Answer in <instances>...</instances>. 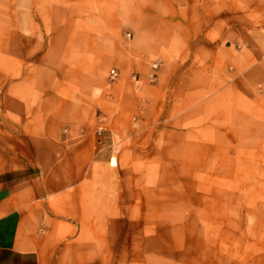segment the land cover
<instances>
[{"label": "crops", "instance_id": "0c3cea01", "mask_svg": "<svg viewBox=\"0 0 264 264\" xmlns=\"http://www.w3.org/2000/svg\"><path fill=\"white\" fill-rule=\"evenodd\" d=\"M254 1L223 0L215 9L206 0H171L152 15L137 3L121 21L106 13L107 2L74 23L81 51L58 71L35 67L22 82L31 83L32 96L11 124L26 118L27 151L16 136L5 149L0 142V264H103V253L124 244L130 182L143 193L138 202L153 203L147 191L179 163L191 182L201 172L203 186L217 170L246 174L233 178L239 187L258 186L264 10ZM211 12L218 13L212 29ZM142 16L154 24H136L124 42L118 30ZM211 36L223 44H202ZM152 59L159 65L153 82ZM232 140L246 144L232 152Z\"/></svg>", "mask_w": 264, "mask_h": 264}, {"label": "rangeland", "instance_id": "374dc122", "mask_svg": "<svg viewBox=\"0 0 264 264\" xmlns=\"http://www.w3.org/2000/svg\"><path fill=\"white\" fill-rule=\"evenodd\" d=\"M107 2L113 7L106 13L116 14L121 21L127 7H136L137 3L148 5L152 11L146 14L152 15L171 0H0V142L3 149L16 136L19 149L27 151L23 129L26 118L11 124V117L22 110L21 101L32 96L31 83H22L28 73L35 67L41 74L50 69L58 71L66 61L72 60L82 46L75 39L74 23L88 15H99ZM206 2L217 9L223 0ZM252 6L256 11L264 10V0H255ZM217 16V12H211L210 29L216 24ZM137 20L130 18L118 30L124 42L131 41L136 24L142 28L154 24L153 18L142 16ZM203 40L202 44L210 48L224 41L212 36ZM201 41V38L195 40V48L201 46ZM196 59L195 70L200 67V60ZM154 64L158 70V61L154 59L148 67L152 69ZM112 69H106V78ZM256 142L249 143L251 148ZM226 144L234 152L246 142L232 140ZM184 151L185 147L179 146L178 153ZM181 158L184 155H178ZM111 165H115V160ZM175 168L176 171L167 169L160 185L147 191L156 200L153 203L138 202L143 193L132 188L130 182V203L123 204L130 211V218L123 221L124 244L122 250L121 246L114 245L112 251L103 253L106 257L103 264H264V171H258L255 187H239L233 178H243L246 174L228 170L223 177V172L218 170L210 172V186H203L201 172H194L191 182L187 165L179 163ZM87 262L85 259L84 263Z\"/></svg>", "mask_w": 264, "mask_h": 264}, {"label": "built area", "instance_id": "2783aa9c", "mask_svg": "<svg viewBox=\"0 0 264 264\" xmlns=\"http://www.w3.org/2000/svg\"><path fill=\"white\" fill-rule=\"evenodd\" d=\"M152 69H153V71L156 72V70H157V65H155V64L152 65ZM155 72H154V73H155ZM116 76H117V75H116V72H115V71H111V72H110V79H111V80H113L114 78H116ZM151 79H152V80H155V75H154V74L151 76ZM103 129H104L103 126L100 125L99 128H98V130H97V135L100 136V135L103 133Z\"/></svg>", "mask_w": 264, "mask_h": 264}]
</instances>
